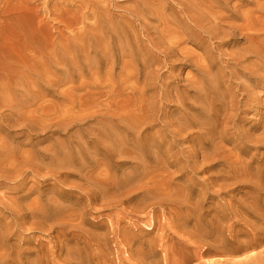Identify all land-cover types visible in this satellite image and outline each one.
Masks as SVG:
<instances>
[{
  "label": "bare ground",
  "instance_id": "6f19581e",
  "mask_svg": "<svg viewBox=\"0 0 264 264\" xmlns=\"http://www.w3.org/2000/svg\"><path fill=\"white\" fill-rule=\"evenodd\" d=\"M0 264H264V0H0Z\"/></svg>",
  "mask_w": 264,
  "mask_h": 264
},
{
  "label": "rangeland",
  "instance_id": "374dc122",
  "mask_svg": "<svg viewBox=\"0 0 264 264\" xmlns=\"http://www.w3.org/2000/svg\"><path fill=\"white\" fill-rule=\"evenodd\" d=\"M187 48H189L190 50H192L195 53L201 52L199 49H197L195 46H193L190 43L187 44ZM167 81H168V79H163L164 83H166ZM260 123H261V119L259 118V116H255L251 120L248 121L246 128H248L250 130V132L259 133L261 131L260 130ZM7 130L12 131L14 133H18V132L13 131L14 129H6V131L1 135L2 137L5 136V134L7 133ZM26 182L28 183V186H30V185H34L35 181H32L31 179H27ZM35 237H37V236H35ZM38 238H42V237H38ZM8 245L12 249L21 252L23 254V256H25L26 258H33V256L29 255L32 252V250H35V248H36L34 239L32 237H30V236L29 237L28 236H26V237L14 236L8 242Z\"/></svg>",
  "mask_w": 264,
  "mask_h": 264
}]
</instances>
